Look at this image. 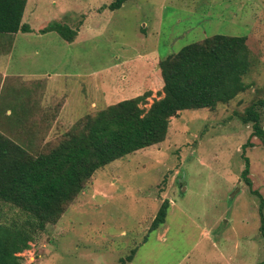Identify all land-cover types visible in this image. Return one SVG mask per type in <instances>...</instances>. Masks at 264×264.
<instances>
[{
  "label": "rangeland",
  "instance_id": "374dc122",
  "mask_svg": "<svg viewBox=\"0 0 264 264\" xmlns=\"http://www.w3.org/2000/svg\"><path fill=\"white\" fill-rule=\"evenodd\" d=\"M113 1L27 0L30 30L0 34V133L35 155L87 114L146 91L148 108L162 96L159 62L216 34L246 37L248 88L213 111L179 112L162 142L96 171L21 264H120L134 248L127 264L264 262L259 200L241 176L246 156L264 199V146L239 118L264 99V0H127L110 10ZM54 22L76 32L72 42L42 32ZM164 200L165 222L148 232ZM22 217L0 201V222Z\"/></svg>",
  "mask_w": 264,
  "mask_h": 264
},
{
  "label": "trees",
  "instance_id": "16d2710c",
  "mask_svg": "<svg viewBox=\"0 0 264 264\" xmlns=\"http://www.w3.org/2000/svg\"><path fill=\"white\" fill-rule=\"evenodd\" d=\"M126 1L114 0L109 9H118ZM26 4L27 0H0V34L30 30L28 24L22 23ZM48 31H55L66 42H72L76 35L58 22L42 30ZM159 67L162 96L148 108L141 106L150 96L146 91L87 114L53 147L35 155L0 133V201L23 215L0 222V264H21L19 254L30 247L47 224H55L61 218L96 171L162 142L171 117L184 110L213 111L244 92L248 88L244 77L251 67V55L246 37L216 34L185 45L163 58ZM263 108L264 99H258L239 118L242 123L251 124L250 137L258 138L264 146ZM252 146L247 140L242 152ZM243 159L241 176L259 200V232L264 238V199L251 188L249 161L246 156ZM168 206L167 200L161 203L148 232L165 222ZM135 251L132 249L120 264L131 262Z\"/></svg>",
  "mask_w": 264,
  "mask_h": 264
}]
</instances>
